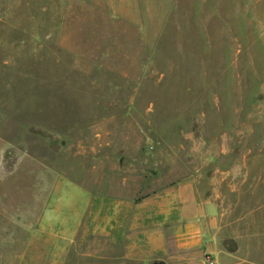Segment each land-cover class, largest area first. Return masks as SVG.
Here are the masks:
<instances>
[{"label":"rangeland","instance_id":"obj_1","mask_svg":"<svg viewBox=\"0 0 264 264\" xmlns=\"http://www.w3.org/2000/svg\"><path fill=\"white\" fill-rule=\"evenodd\" d=\"M209 261L264 264V0H0V264Z\"/></svg>","mask_w":264,"mask_h":264},{"label":"crops","instance_id":"obj_2","mask_svg":"<svg viewBox=\"0 0 264 264\" xmlns=\"http://www.w3.org/2000/svg\"><path fill=\"white\" fill-rule=\"evenodd\" d=\"M201 221H202V219H201ZM203 222H205V221L203 220ZM191 224H192V226H194V221ZM193 230H194V235L191 237V239L187 238V237L183 238L182 235L178 234V236H179L178 240H179L180 246L187 249V250H196L197 247H200V240L203 239V235L199 236L198 230L195 228V226H194ZM206 234L210 235L209 232H207ZM121 256H123V255H121ZM212 263L213 262L211 261V264Z\"/></svg>","mask_w":264,"mask_h":264},{"label":"built area","instance_id":"obj_3","mask_svg":"<svg viewBox=\"0 0 264 264\" xmlns=\"http://www.w3.org/2000/svg\"><path fill=\"white\" fill-rule=\"evenodd\" d=\"M208 264H211V262L209 261V263Z\"/></svg>","mask_w":264,"mask_h":264}]
</instances>
